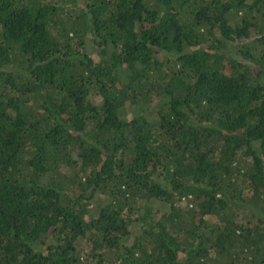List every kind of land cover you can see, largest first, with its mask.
<instances>
[{
	"label": "trees",
	"instance_id": "1",
	"mask_svg": "<svg viewBox=\"0 0 264 264\" xmlns=\"http://www.w3.org/2000/svg\"><path fill=\"white\" fill-rule=\"evenodd\" d=\"M0 264H264V0H0Z\"/></svg>",
	"mask_w": 264,
	"mask_h": 264
},
{
	"label": "rangeland",
	"instance_id": "2",
	"mask_svg": "<svg viewBox=\"0 0 264 264\" xmlns=\"http://www.w3.org/2000/svg\"><path fill=\"white\" fill-rule=\"evenodd\" d=\"M133 109V107H131L130 105L126 106L125 108L122 109L123 113H129V111H131ZM145 114L147 115V119H154V116L148 113V110L145 111ZM101 202H99L98 204H100ZM156 207H160V211L161 213L164 212H168L169 211V205L168 204H162V203H158V202H154ZM140 234V230L139 229H135V231L130 235V237L128 238V240H133V237Z\"/></svg>",
	"mask_w": 264,
	"mask_h": 264
}]
</instances>
